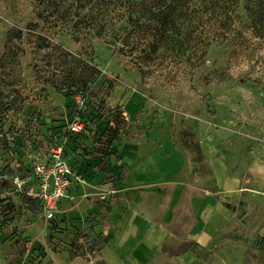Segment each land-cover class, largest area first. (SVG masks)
Instances as JSON below:
<instances>
[{
	"label": "rangeland",
	"instance_id": "obj_1",
	"mask_svg": "<svg viewBox=\"0 0 264 264\" xmlns=\"http://www.w3.org/2000/svg\"><path fill=\"white\" fill-rule=\"evenodd\" d=\"M47 5L0 0V264H41L44 252L56 250V225L18 187L54 147H62L83 176L72 198L89 196V220L118 203L113 189L127 174L122 154L128 145L144 146L147 153L173 140L207 179L204 140L214 146L228 137L232 173L250 178L235 138L241 119L262 112L264 0H191L199 30L133 62L94 32L75 34L77 16L68 23L50 16ZM125 10L115 14L126 20ZM240 109L245 116L237 115ZM75 121L84 124L78 137L67 130ZM242 183L237 196L224 202L232 219L212 216L219 234L203 264H264V191ZM78 229L74 254L89 253L103 264L89 237L92 225ZM173 245L177 251L188 246Z\"/></svg>",
	"mask_w": 264,
	"mask_h": 264
},
{
	"label": "crops",
	"instance_id": "obj_2",
	"mask_svg": "<svg viewBox=\"0 0 264 264\" xmlns=\"http://www.w3.org/2000/svg\"><path fill=\"white\" fill-rule=\"evenodd\" d=\"M261 111L249 121L241 119L236 130V154L247 161L248 179L232 173L234 150L227 137L214 146L204 140L207 179L199 176L184 147L173 140L147 153L144 146L128 145L122 154L127 174L113 189L118 203L105 214V221L101 214L88 219L85 212L92 208L89 196L73 199L81 184H70L50 223L58 230L56 250L44 252L41 264H96L89 253L75 255L73 251L75 232L85 225L93 227L89 237L103 264H203L202 256L219 234L212 216L220 213L232 219L234 215L224 204L226 198L236 197L243 181L250 182L256 191H264V97ZM237 112L245 116L244 110ZM83 132L72 134L78 137ZM64 157L77 171L69 157ZM176 243L188 246L177 251Z\"/></svg>",
	"mask_w": 264,
	"mask_h": 264
},
{
	"label": "trees",
	"instance_id": "obj_3",
	"mask_svg": "<svg viewBox=\"0 0 264 264\" xmlns=\"http://www.w3.org/2000/svg\"><path fill=\"white\" fill-rule=\"evenodd\" d=\"M50 16L73 23L76 33L101 38L114 52L129 58L151 59L165 44L177 46L186 34L199 30V20L190 9L191 0H157L153 6L146 0H47ZM66 2V3H65ZM70 3V4H68ZM140 6V8H139ZM126 7L130 14L125 20L123 14L115 11ZM83 13L81 10H85ZM74 11V13H73ZM71 19V22L69 21ZM52 24V23H50ZM139 63V62H138ZM114 130V129H113ZM116 137V136H114ZM32 203L39 201L25 195Z\"/></svg>",
	"mask_w": 264,
	"mask_h": 264
},
{
	"label": "built area",
	"instance_id": "obj_4",
	"mask_svg": "<svg viewBox=\"0 0 264 264\" xmlns=\"http://www.w3.org/2000/svg\"><path fill=\"white\" fill-rule=\"evenodd\" d=\"M82 122H71L67 130L74 133L82 132ZM27 179L19 183V190L39 201L42 204L45 218L49 221L55 219L60 202L68 195L70 184L83 181L82 174L72 168L62 153V147H54L46 159L36 160Z\"/></svg>",
	"mask_w": 264,
	"mask_h": 264
}]
</instances>
